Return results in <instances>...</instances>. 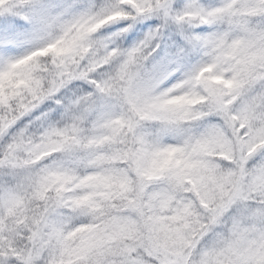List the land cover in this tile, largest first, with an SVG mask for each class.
Returning <instances> with one entry per match:
<instances>
[{
	"label": "clouds",
	"instance_id": "obj_1",
	"mask_svg": "<svg viewBox=\"0 0 264 264\" xmlns=\"http://www.w3.org/2000/svg\"><path fill=\"white\" fill-rule=\"evenodd\" d=\"M0 9V264L264 258V0Z\"/></svg>",
	"mask_w": 264,
	"mask_h": 264
},
{
	"label": "trees",
	"instance_id": "obj_2",
	"mask_svg": "<svg viewBox=\"0 0 264 264\" xmlns=\"http://www.w3.org/2000/svg\"><path fill=\"white\" fill-rule=\"evenodd\" d=\"M4 0H0V4H3ZM5 11H11L10 9L8 10H4V9H0V15H3ZM36 70H40L39 67H37ZM0 126H2V121H0Z\"/></svg>",
	"mask_w": 264,
	"mask_h": 264
},
{
	"label": "rangeland",
	"instance_id": "obj_3",
	"mask_svg": "<svg viewBox=\"0 0 264 264\" xmlns=\"http://www.w3.org/2000/svg\"><path fill=\"white\" fill-rule=\"evenodd\" d=\"M264 260L262 257H257V264H261V261Z\"/></svg>",
	"mask_w": 264,
	"mask_h": 264
}]
</instances>
